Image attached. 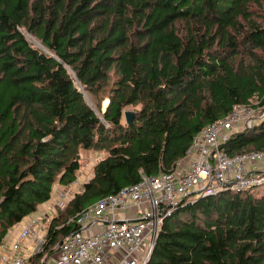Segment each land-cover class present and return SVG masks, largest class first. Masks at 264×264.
I'll list each match as a JSON object with an SVG mask.
<instances>
[{
  "label": "trees",
  "instance_id": "trees-1",
  "mask_svg": "<svg viewBox=\"0 0 264 264\" xmlns=\"http://www.w3.org/2000/svg\"><path fill=\"white\" fill-rule=\"evenodd\" d=\"M256 102L264 0H0V244L55 185L76 181L82 150L104 156L30 264L55 254L77 214L172 171L203 128ZM223 148L263 149L264 119ZM171 213L147 264H264V193L222 192Z\"/></svg>",
  "mask_w": 264,
  "mask_h": 264
},
{
  "label": "built area",
  "instance_id": "built-area-1",
  "mask_svg": "<svg viewBox=\"0 0 264 264\" xmlns=\"http://www.w3.org/2000/svg\"><path fill=\"white\" fill-rule=\"evenodd\" d=\"M264 119V103L236 105L194 136L175 168L108 195L76 215L75 230L42 264H147L163 220L177 206L222 192H255L264 186V148L230 156L223 146L236 132ZM58 195L54 213L63 210ZM49 226L32 219L0 246V264H30L43 251Z\"/></svg>",
  "mask_w": 264,
  "mask_h": 264
},
{
  "label": "crops",
  "instance_id": "crops-1",
  "mask_svg": "<svg viewBox=\"0 0 264 264\" xmlns=\"http://www.w3.org/2000/svg\"><path fill=\"white\" fill-rule=\"evenodd\" d=\"M93 151H89V150H82L80 152L81 155V169L79 170V172L77 173L76 176V181L73 182L71 185L69 186H61V185H55L53 187L52 190V194H51V198L48 202L38 206V209L36 210V212L30 214L29 216L25 217L20 223L16 224L15 226H13L7 233L6 237L3 239L2 243L0 244V246L2 244H5L7 242V240L10 241L11 238L15 239L18 235V228L23 225L24 223L28 222L29 220L32 219H40L46 226L50 227V223L51 220L57 216V214L54 213V206L56 201L58 200V195L62 192H67L68 196L65 199V205L67 204V202H69L73 196L75 194H78L81 192V188L82 185L85 184L86 182H88L92 177H93V172H94V166L97 162H95V164L92 166V168H88L83 166V157L85 156L84 153H90ZM94 156L96 159H101L104 155L101 153H98L100 155V157H97V153L93 152ZM97 160V161H98ZM92 173V175H90ZM90 175V176H89ZM83 180V181H82ZM80 184L81 186L75 187V185ZM64 205V207H65ZM58 213V212H57ZM2 253V250L0 249V254Z\"/></svg>",
  "mask_w": 264,
  "mask_h": 264
},
{
  "label": "rangeland",
  "instance_id": "rangeland-1",
  "mask_svg": "<svg viewBox=\"0 0 264 264\" xmlns=\"http://www.w3.org/2000/svg\"><path fill=\"white\" fill-rule=\"evenodd\" d=\"M27 37H28L29 42H30L34 47H36V48H38V49L43 50V51L46 52V50H45L44 48H42L41 45H40L37 41L33 40V39L30 38L29 36H27ZM86 99H87L88 103L91 105V102H92V101H90L87 97H86ZM106 101H107V100H104L102 106H104V105L106 104ZM124 122H125V120H124ZM256 123H257V122H255V124H256ZM84 155H85V156H84L83 159H82V161H83V164H82V165L85 166V167H88V168H92V166L95 164V162H97L98 159L95 158L93 152H90V153H84ZM96 155H97V157H100V155H99L98 153H97ZM90 175H92V173H91ZM90 175H89V176H90ZM82 181H83V180H82ZM78 186H81V185H80L79 183H78L77 185H75V187H78ZM262 193H264V186L261 188V190L258 191V195H262ZM47 255H48V253H47V251H45V252H44V253L38 258L37 264H42L43 260L45 259V257H46Z\"/></svg>",
  "mask_w": 264,
  "mask_h": 264
},
{
  "label": "water",
  "instance_id": "water-1",
  "mask_svg": "<svg viewBox=\"0 0 264 264\" xmlns=\"http://www.w3.org/2000/svg\"><path fill=\"white\" fill-rule=\"evenodd\" d=\"M107 104H108V101H107L106 105L102 107L103 111L106 109ZM133 116H134V112H132V111H125L124 112V120H125L126 125H130L132 123Z\"/></svg>",
  "mask_w": 264,
  "mask_h": 264
},
{
  "label": "bare ground",
  "instance_id": "bare-ground-1",
  "mask_svg": "<svg viewBox=\"0 0 264 264\" xmlns=\"http://www.w3.org/2000/svg\"><path fill=\"white\" fill-rule=\"evenodd\" d=\"M106 103H107V101H106ZM105 105H106V104H105ZM105 105H104V106H105Z\"/></svg>",
  "mask_w": 264,
  "mask_h": 264
}]
</instances>
